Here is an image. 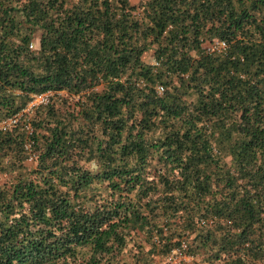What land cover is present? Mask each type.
Returning a JSON list of instances; mask_svg holds the SVG:
<instances>
[{"label":"trees","instance_id":"trees-1","mask_svg":"<svg viewBox=\"0 0 264 264\" xmlns=\"http://www.w3.org/2000/svg\"><path fill=\"white\" fill-rule=\"evenodd\" d=\"M132 1L0 0V264H264V0Z\"/></svg>","mask_w":264,"mask_h":264},{"label":"rangeland","instance_id":"rangeland-1","mask_svg":"<svg viewBox=\"0 0 264 264\" xmlns=\"http://www.w3.org/2000/svg\"><path fill=\"white\" fill-rule=\"evenodd\" d=\"M132 2L133 4L136 3V1L134 0ZM40 102H42V98H34L33 101L29 104V107L32 106V104H39ZM147 249L148 247H146V250ZM180 259H185V258L181 257L178 253L168 257L167 259L161 261L160 263L157 258H154L156 264H173L175 262H178Z\"/></svg>","mask_w":264,"mask_h":264},{"label":"built area","instance_id":"built-area-1","mask_svg":"<svg viewBox=\"0 0 264 264\" xmlns=\"http://www.w3.org/2000/svg\"><path fill=\"white\" fill-rule=\"evenodd\" d=\"M161 91H162V88H158V92L161 93ZM36 98H42V102H43V100H44V97H42V96H40V97H36ZM40 103H41V102H40ZM34 105H36V104H32V106H34ZM32 106H30V107H32ZM12 122H14V121H12Z\"/></svg>","mask_w":264,"mask_h":264}]
</instances>
